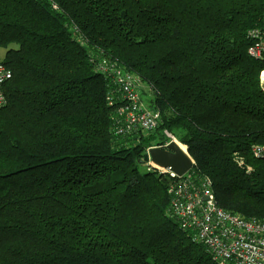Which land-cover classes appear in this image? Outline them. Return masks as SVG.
<instances>
[{
	"label": "trees",
	"instance_id": "16d2710c",
	"mask_svg": "<svg viewBox=\"0 0 264 264\" xmlns=\"http://www.w3.org/2000/svg\"><path fill=\"white\" fill-rule=\"evenodd\" d=\"M253 28L264 30V0H0V63L13 75L0 110V264H217L144 158L170 132L221 208L264 219ZM94 58L147 85L155 132L114 133Z\"/></svg>",
	"mask_w": 264,
	"mask_h": 264
},
{
	"label": "built area",
	"instance_id": "2783aa9c",
	"mask_svg": "<svg viewBox=\"0 0 264 264\" xmlns=\"http://www.w3.org/2000/svg\"><path fill=\"white\" fill-rule=\"evenodd\" d=\"M248 39L249 56L264 60V30H249ZM92 62L95 71L104 76L108 83L107 102L114 107L115 113L114 133L155 132L161 122V114L144 104L142 81L110 59L96 62L94 58ZM12 76V71L0 63V110L7 104L4 87ZM261 87L264 92V71L261 73ZM165 136L167 141L157 147L166 148L171 141L178 142L168 131H165ZM252 155L264 161V144L255 145ZM237 162L239 166H245L243 159L237 158ZM246 169L250 172L252 166ZM149 170L171 179L168 194L173 217L183 230L192 232L194 242L205 245L217 264H264V219H247L221 208L209 178L201 179L190 172L178 177L170 169H162L151 163Z\"/></svg>",
	"mask_w": 264,
	"mask_h": 264
},
{
	"label": "water",
	"instance_id": "95a60500",
	"mask_svg": "<svg viewBox=\"0 0 264 264\" xmlns=\"http://www.w3.org/2000/svg\"><path fill=\"white\" fill-rule=\"evenodd\" d=\"M188 154V150L185 152L176 141H171L166 148L149 149L144 161L162 169H170L176 176L183 177L194 168L195 164Z\"/></svg>",
	"mask_w": 264,
	"mask_h": 264
},
{
	"label": "rangeland",
	"instance_id": "374dc122",
	"mask_svg": "<svg viewBox=\"0 0 264 264\" xmlns=\"http://www.w3.org/2000/svg\"><path fill=\"white\" fill-rule=\"evenodd\" d=\"M5 54H6V50L5 49H0V59L2 60L4 57H5ZM144 92L142 94V98H143V101H144V104L146 106H150V101H151V98H152V93L149 91V89L147 88V85H144ZM147 167V165H146Z\"/></svg>",
	"mask_w": 264,
	"mask_h": 264
},
{
	"label": "bare ground",
	"instance_id": "6f19581e",
	"mask_svg": "<svg viewBox=\"0 0 264 264\" xmlns=\"http://www.w3.org/2000/svg\"><path fill=\"white\" fill-rule=\"evenodd\" d=\"M179 144V146L181 147L182 150H184L185 152H187L186 146L182 145L181 143L177 142Z\"/></svg>",
	"mask_w": 264,
	"mask_h": 264
},
{
	"label": "crops",
	"instance_id": "0c3cea01",
	"mask_svg": "<svg viewBox=\"0 0 264 264\" xmlns=\"http://www.w3.org/2000/svg\"><path fill=\"white\" fill-rule=\"evenodd\" d=\"M143 89H145V88H143ZM143 92H144V90H143ZM187 148V147H186Z\"/></svg>",
	"mask_w": 264,
	"mask_h": 264
}]
</instances>
